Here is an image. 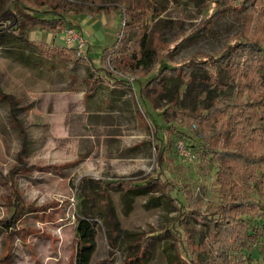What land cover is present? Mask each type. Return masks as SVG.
<instances>
[{"label": "rangeland", "instance_id": "obj_1", "mask_svg": "<svg viewBox=\"0 0 264 264\" xmlns=\"http://www.w3.org/2000/svg\"><path fill=\"white\" fill-rule=\"evenodd\" d=\"M145 1L147 14L139 20L140 29L147 35V50L154 54L152 64L142 72L122 71L120 62L110 59L111 54L106 60L109 69L130 80L146 82L164 64L179 66L194 55L217 53L244 27V15L227 12L217 16L207 33H194L229 0ZM237 1L233 0L234 6ZM10 2L0 0V16ZM18 2L34 7L59 4L58 0ZM14 7L19 11L21 28L10 30L12 19L0 21V264H74L77 218L83 211L94 217L98 227L91 264L185 263L187 238L192 236L200 242L207 227L191 216L183 219L177 203L185 202L186 195L182 188L173 193L177 199H171L169 182L185 186L203 204L218 202L216 161L203 157L195 135H202L197 124L180 126L186 135L173 132V110L164 113L173 89L158 103L161 107L147 103L151 117L161 126L164 142L176 141L166 154L167 164L160 175L154 128L137 100L135 88H127L126 96L107 108L68 97L84 82L86 65L78 67L59 57L45 61L42 56L55 51L54 45L69 44L68 28L58 25L52 33L36 25L34 16L42 14L21 5ZM73 10L66 14L74 21L89 17L101 22L96 30L103 29L104 40L102 35L97 38L96 34L76 32L85 41L84 50H90L84 53L91 54L98 64L105 46L121 39L127 10L118 5L100 15L75 14ZM107 22L110 28H105ZM120 48L124 46L114 45L110 50L117 52ZM83 60L90 65V59ZM169 85L172 87V83ZM201 88L207 94L236 97L233 87L222 92L208 84ZM115 94L103 85L94 102ZM56 116L63 120L61 124L55 121ZM23 144L25 165L19 160ZM18 164L24 167L13 178L12 169ZM160 176L162 179L155 181L146 194L133 200L125 195L135 182ZM12 183L24 203L15 221L11 220L9 197ZM253 196L259 197L257 190ZM255 255L264 262L260 247L255 248Z\"/></svg>", "mask_w": 264, "mask_h": 264}, {"label": "trees", "instance_id": "obj_2", "mask_svg": "<svg viewBox=\"0 0 264 264\" xmlns=\"http://www.w3.org/2000/svg\"><path fill=\"white\" fill-rule=\"evenodd\" d=\"M58 2V6L45 4L34 7L11 0L1 14L0 21L12 19L13 23L9 25V29L21 28L19 11L14 4L42 14L43 16H34L36 25L52 31H55L58 25L62 28L76 27L73 25L77 23L66 14L72 9L75 14L109 13L117 5L127 10L123 35L114 44L118 48L123 45L124 49L120 48L117 52H112L110 48L104 49L102 66H88L90 88L101 78L96 76V71H103L102 75L109 81L114 79V83L135 88L139 103L154 128L160 175L164 174L167 164L166 154L176 141L172 140L171 143L169 139L164 142V138L160 136L161 126L156 118L151 117L146 106L150 103L155 108L161 107L158 103L173 89L167 107L164 108V113L169 109L173 110V132L186 135L180 130V126L190 127L196 123L202 133L195 135L200 141L203 157L216 161L217 203L203 204L201 199L196 198L185 186L169 182L168 195L171 199H177L173 193L182 188L186 195L185 202H176L180 215L185 216L183 219L191 216L207 227L206 236L200 242L196 243L192 236L187 238L186 254L184 257L182 255L185 262L183 264H264L255 255V248L260 247V250L264 251V0H238L236 6L233 5V0H229L224 6L218 7L211 14V19H207L194 33H207L220 14H242L244 27L232 37V42L217 53L202 57L194 55L179 66L164 64L158 74L146 82L140 78L130 80L120 77L106 65L109 54L113 62H120L118 65H122V71L142 72L152 64L154 54L147 50V35L140 29L142 24L139 20V16L147 14L145 0ZM54 50L68 57H77L78 60L88 56L79 54L74 46L56 47ZM202 84H208L219 92L233 87L236 97L216 92L207 94V90L201 88ZM187 100L190 102L187 103ZM25 151L24 145L19 153L22 165L26 164ZM21 164L12 169L13 178L15 173L24 167ZM161 179L162 176L135 182L134 187L126 189L125 195L133 200L136 196L149 192V187ZM10 187L9 197L12 198L13 209L11 220L15 221L21 216L24 203L16 184L12 183ZM255 190L258 191V198L253 196ZM97 230V221L92 215L84 211L79 214L74 264H91L97 245ZM180 245L183 247V242Z\"/></svg>", "mask_w": 264, "mask_h": 264}, {"label": "crops", "instance_id": "obj_3", "mask_svg": "<svg viewBox=\"0 0 264 264\" xmlns=\"http://www.w3.org/2000/svg\"><path fill=\"white\" fill-rule=\"evenodd\" d=\"M83 13H88V12H83ZM83 13H79V14H83ZM92 15H100V14H92ZM84 19L85 20H83V17H82V20L81 21H83V22L85 21V23L80 22L79 20H77V21L75 20V22L77 23V25H75L76 28L79 29L80 31L86 33V34H87V32H89L90 34L92 33L93 35L96 34V37L97 38L98 37L100 38L99 35H102V39L101 40H104L106 36L104 34V31L102 32L103 29L101 31L96 30V28L100 25L101 22L98 21V20L89 19V17H86ZM101 27L104 28L103 23H102V26ZM106 27L110 28L109 27V22H107L105 28ZM105 32H107L106 29H105ZM108 32H109L110 35H112V33H113L110 30ZM52 33H53V31H52ZM107 36H109V35H107ZM112 36H110V38H112ZM114 44H115V41L112 43V45L111 44L110 45H106L104 49L110 48ZM68 46H70V45L69 44H67V45H54L53 47L56 48V47H68ZM88 52H90V50ZM102 54H103V52H102ZM42 56L45 57V61L50 60V59H53L55 57H59L61 59H64V60L68 61L69 64L70 63H74L78 67H80L79 65H81L82 63L84 65H86L85 68H86V71H87V76L84 79V82L81 83V84H79L80 87L76 90L77 92H72L68 96V97L75 98L77 100H80V99L83 100L84 99V104L86 103V104L93 105V106L94 105L102 106V107L104 106L106 108L107 107H111L112 106V101H118V99H120L121 97L124 98V96H126V90H127V88H130L129 86H126V85H123V84L114 83V79H111V81H109V79L106 76L102 75V74H104L102 71H96V73H97L96 76H99L101 78L97 82V84H95L92 88H90V84L88 82V77H89V72H88V69H87L88 66H87V64H85V62H84L83 59L82 60H78L77 57L76 58L68 57L64 53H61L58 50H55V51L51 50L49 52L42 53ZM89 57L90 58L87 57V59L88 60L90 59V63H89L90 65H92L94 67H100V66H102V59L97 64L92 59L91 54H90ZM31 64L33 65V63H31ZM47 71L50 73L52 70H47ZM56 82H58V80ZM103 85H107L109 87L110 92L113 93V91L114 92L116 91L118 94L111 95L110 97L102 96L101 99L98 98V100H99L100 103L94 102L95 99H96V97H97V95H98V91L101 90V88H102ZM131 87H133V86H131ZM115 96L117 97V99H115ZM136 97H137V100H138V94L136 95ZM138 102H139V100H138ZM116 105H118V104H116ZM55 121L57 123L59 122L58 124H61V122H63V120L60 119V117L58 118L57 116L55 118Z\"/></svg>", "mask_w": 264, "mask_h": 264}, {"label": "built area", "instance_id": "obj_4", "mask_svg": "<svg viewBox=\"0 0 264 264\" xmlns=\"http://www.w3.org/2000/svg\"><path fill=\"white\" fill-rule=\"evenodd\" d=\"M67 37H68V43L70 46H74L77 48L78 53L81 55H86V50H84L83 46L85 45V41L83 40L82 36H79V38L76 36V32L78 29L75 27H67ZM78 44V47L76 46ZM83 52V53H82ZM85 52V53H84Z\"/></svg>", "mask_w": 264, "mask_h": 264}]
</instances>
